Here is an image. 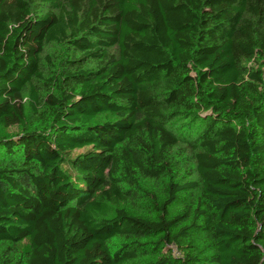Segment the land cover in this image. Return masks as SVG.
I'll use <instances>...</instances> for the list:
<instances>
[{"label":"trees","instance_id":"1","mask_svg":"<svg viewBox=\"0 0 264 264\" xmlns=\"http://www.w3.org/2000/svg\"><path fill=\"white\" fill-rule=\"evenodd\" d=\"M0 264H264V0H0Z\"/></svg>","mask_w":264,"mask_h":264},{"label":"rangeland","instance_id":"2","mask_svg":"<svg viewBox=\"0 0 264 264\" xmlns=\"http://www.w3.org/2000/svg\"><path fill=\"white\" fill-rule=\"evenodd\" d=\"M80 151H83V149H81ZM25 248H26V246H25ZM165 250H167V249H165ZM173 254H177L176 249H174Z\"/></svg>","mask_w":264,"mask_h":264}]
</instances>
